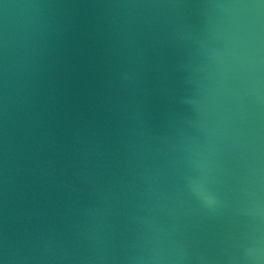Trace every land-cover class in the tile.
<instances>
[{"label":"water","instance_id":"1","mask_svg":"<svg viewBox=\"0 0 264 264\" xmlns=\"http://www.w3.org/2000/svg\"><path fill=\"white\" fill-rule=\"evenodd\" d=\"M0 264H264V0H0Z\"/></svg>","mask_w":264,"mask_h":264}]
</instances>
